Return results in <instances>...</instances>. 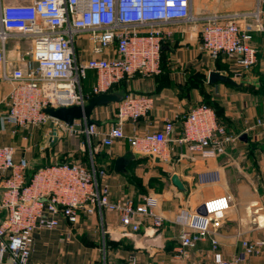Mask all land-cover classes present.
<instances>
[{"label": "built area", "instance_id": "2783aa9c", "mask_svg": "<svg viewBox=\"0 0 264 264\" xmlns=\"http://www.w3.org/2000/svg\"><path fill=\"white\" fill-rule=\"evenodd\" d=\"M194 0H0V66L1 79L11 86L8 109L0 112V123L17 129L50 126L51 137L83 135L89 147L100 136L97 126L86 120L73 125L52 119L47 108L59 109L82 105L88 99L110 93L114 85L140 75L151 78L162 73V51L172 37L166 27L175 24L201 25L202 50L213 60L224 58L234 62L239 73L248 72L258 63V49L252 32L242 27L251 18L256 29L264 33V0H257L252 12L197 15ZM88 37L94 57L80 59L77 41ZM29 44L36 66L25 70L12 66L9 44ZM94 72L95 83L89 91L84 82ZM117 123L103 134V144L111 147L117 141L127 142L137 155L169 161L171 142L187 145L203 159L225 154L228 145L237 142L218 120L215 110L200 104L184 118L181 133L175 137V123L168 121L161 130L125 133L127 122L136 123L154 108V98L131 94L118 103ZM26 159L15 161V149L0 148V264H30L33 234L38 230H54L64 219L71 225L81 215L116 212L124 227L140 230L142 220L151 221L155 229L164 224L156 211V201L144 197L113 201L105 176L93 160L90 166L80 162L53 164L39 169L28 182ZM218 171L198 174L200 184L220 181ZM231 207V196L210 198L202 204L204 213L183 210L176 219L181 227L179 258H188L189 250L210 240L215 264H236L225 260L219 242L213 236ZM245 254L258 255L264 240L243 241ZM135 258L131 263L135 264Z\"/></svg>", "mask_w": 264, "mask_h": 264}, {"label": "crops", "instance_id": "0c3cea01", "mask_svg": "<svg viewBox=\"0 0 264 264\" xmlns=\"http://www.w3.org/2000/svg\"><path fill=\"white\" fill-rule=\"evenodd\" d=\"M227 11L214 8L210 12L207 0H194V13L211 15L221 13L252 12L257 0H224ZM264 22V14H263ZM242 27L250 30L253 45L258 49L256 71L239 73L234 62L220 58L213 60L202 50L201 25L175 24L166 27L172 32L171 40L163 46L162 73L146 78L136 75L125 82V91L118 94H146L154 98V108L148 116L136 123L124 125L128 136L161 130L168 121L175 123L174 136L181 133L185 116L196 106L210 100L217 104L219 116L232 134L248 135V142L239 140L226 148L225 154L217 158L203 159L192 153L187 145L171 142L168 146L169 161L157 162L158 158L137 155L130 145L117 141L111 147L103 144V134L117 123L118 103L97 107L91 119L100 136L94 138L90 150V162L96 163L105 172L101 183L107 186L113 201L132 199L143 202L144 197L156 201L155 211L164 218L161 228L155 229L151 221L143 219L140 230L124 227L116 212L106 211L99 215H81L80 222L69 224L62 219L60 227L54 230H38L33 234V251L30 264H215L210 240L197 244L189 250L188 258L178 257L181 245V227L176 224L183 210H192L197 204L220 195L231 196V207L215 230L214 237L219 242V251L225 260L236 264H264V247L258 255H247L243 241L264 240V94L261 77L264 74V33L256 29L254 19L242 20ZM80 59L94 57L88 37L78 39ZM19 46L17 41L9 44V61L12 66L25 70L36 64L11 58V50ZM17 50V49H16ZM254 67V68H255ZM221 72L233 78L242 87L229 84H210L209 74ZM0 66V112L8 109L11 86L1 79ZM95 80L86 83L89 91ZM51 126V125H49ZM25 129L0 123V148L10 146L15 149V161L23 155L38 166L40 155L22 154L27 145ZM53 146L51 135L45 140L52 152V162L59 158L71 162H85L87 138L83 135L58 137ZM45 142V141H42ZM40 146L43 152L47 145ZM89 146V145H88ZM135 154L124 173H116L118 158ZM43 161V160H42ZM30 162V163H31ZM29 163V162H28ZM30 165V164H29ZM218 171L220 181L200 184L198 174ZM178 175L186 191L181 192L171 181Z\"/></svg>", "mask_w": 264, "mask_h": 264}, {"label": "water", "instance_id": "95a60500", "mask_svg": "<svg viewBox=\"0 0 264 264\" xmlns=\"http://www.w3.org/2000/svg\"><path fill=\"white\" fill-rule=\"evenodd\" d=\"M209 83L210 84H229L236 88L242 87V84H238L233 78L227 76L221 72H211L209 74ZM124 99V96L118 94L116 92L104 93L98 96H94L88 99L82 105H74L71 107H62L59 109L47 108L45 112L52 118L57 121L66 123L68 125H73L75 121L86 120L88 124H93L94 122L91 119V115L93 111L97 107L107 106L110 104L120 103ZM53 128V124L51 125ZM59 138L54 132V135L51 137V143L54 146L58 142ZM240 140L244 142H248V135L242 134L240 136ZM135 158V154L133 152H129L127 156L120 157L115 162L114 170L116 173H124L126 172V168L128 167L130 161ZM160 160L157 159V162ZM171 181L175 187H177L181 192H185L186 189L178 177V175H172ZM192 211H198V213L203 214L202 204H197L192 208Z\"/></svg>", "mask_w": 264, "mask_h": 264}, {"label": "rangeland", "instance_id": "374dc122", "mask_svg": "<svg viewBox=\"0 0 264 264\" xmlns=\"http://www.w3.org/2000/svg\"><path fill=\"white\" fill-rule=\"evenodd\" d=\"M256 0H251V3H255ZM225 1L224 0H207V3H208V6L212 9V11L210 12H217L218 10L214 9V8H220L221 11H227L226 10V5L224 3ZM254 5V4H253ZM263 11H264V8H263ZM200 30V35H201V28H199ZM21 44V49L19 50H16V49H13L11 50V58L12 59H20L22 61H26L28 63H31L32 61V58L31 56L27 55V52H29L30 48H29V44L28 42L26 41H21L20 42ZM78 49H80V45L78 44L77 45ZM259 67V66H258ZM258 67H255L253 69H251L249 72L251 71H256ZM95 80V77H94V72L90 71L89 72V78L87 81L84 82V84L86 83H90L92 81ZM261 83H262V92L264 93V74L263 76L261 77ZM50 126L49 124H44V125H41V126H38V127H33V128H30V129H27L25 130L26 132V137H27V146L25 148H22V151L21 153L24 154V153H27V154H30V156H32V158L35 157V154L36 156L37 155H40L41 156V159L43 160H38V166H42L44 164H47V163H51L52 162V150L51 148L49 149V144L47 143V141L45 140V138L50 134ZM42 141H45V142H42ZM42 142V145H47L48 148H46L43 152H40V144ZM87 146V153H88V156L90 157V150L91 148L88 146V144L86 145ZM23 159H26L28 162H29V166L31 167L32 165H34V162L32 161H29L28 158H26L25 155H23L22 157ZM31 162V163H30ZM35 167V166H34Z\"/></svg>", "mask_w": 264, "mask_h": 264}, {"label": "trees", "instance_id": "16d2710c", "mask_svg": "<svg viewBox=\"0 0 264 264\" xmlns=\"http://www.w3.org/2000/svg\"><path fill=\"white\" fill-rule=\"evenodd\" d=\"M125 82H126V81H122V82H120V83L114 85L110 92L115 91V90H116V91H119V90L125 91V89H126ZM259 93L264 94L262 91H259ZM128 95H129V94H128ZM128 95H125V97L128 96ZM203 104H206V105L212 107V108L215 110V112H216V115H217L218 120H219L220 122L223 123V121L220 119V116H219V109H218L216 103H214V102H212V101H210V100H206V102L203 103ZM223 124H224V123H223ZM224 125H225V124H224ZM225 126H226V125H225ZM84 160H85V162H81V163L84 164V165H88V166H90L91 162H90V158H88V154H87V157L84 158ZM66 163H75V162L67 161V160H64L63 158L60 157L59 160L56 161L55 163H47V164H44V165H42V166H35V167H30V166H29L28 169H27V171H26V179H27V181L29 182V181L32 179V177L34 176V174H35L39 169L44 168V167H46V166H50V165H53V164H59V165H60V164H66ZM94 164H95V166L97 167V165H96L95 162H94ZM97 168H98V167H97Z\"/></svg>", "mask_w": 264, "mask_h": 264}]
</instances>
